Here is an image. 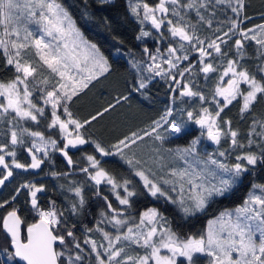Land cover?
<instances>
[{
    "label": "snow or ice",
    "instance_id": "1",
    "mask_svg": "<svg viewBox=\"0 0 264 264\" xmlns=\"http://www.w3.org/2000/svg\"><path fill=\"white\" fill-rule=\"evenodd\" d=\"M128 7L141 25L150 22L151 28L158 33V43L167 41L163 50L160 47L154 52L147 47L144 49L151 61L146 68H141L140 62L135 61L132 67L137 72H150L172 81L176 87L171 91L178 93L179 97H198L202 102L206 100L204 94L194 90L192 84L184 79L186 74L191 76L196 67L191 55L198 54L199 72L205 74V78L222 69L213 94L216 110L201 107L199 112L187 111L186 115L188 120H194L206 129L207 138L213 143L219 145L222 137H228L233 148L245 147L238 141V132L231 128V121L220 120L221 113L233 101L242 100L240 113L243 115L251 112L259 99H264V24L247 29L241 27L243 20L248 19L243 15L245 0H155L152 3L149 0H128ZM228 10L235 18L226 15ZM218 13H224L225 18L220 19ZM151 35L142 27L137 39ZM234 36L239 37L233 45L235 58H229L222 46ZM245 42L255 45V59L260 61L256 65L257 72L261 74L259 78L241 63L248 56ZM0 57L4 66L13 71L10 79L0 80V121L6 120L9 126L4 133L8 137L7 142L0 143V169H3L0 185L13 175V168H40L44 159L37 153L48 157L49 145L60 151L69 165L73 164L69 150L89 143L81 130L103 113L98 112L81 122L73 117L68 105L94 80L109 72L108 60L95 44L83 37L58 0H0ZM216 60L219 63H214ZM225 77H228L226 81ZM146 87V78L140 76L135 90ZM216 97H221L223 102ZM119 102L117 99L116 103ZM113 107L115 105L110 104L103 111ZM49 108L47 127L58 129L62 147L58 146L56 139H45L40 131H30L24 126L27 122L38 124L40 118L47 119L46 109ZM172 116L173 108L169 107L149 129L143 130L142 135L132 132L113 144L111 148L115 153L93 142L95 151L101 156L119 154L123 157L124 149L145 137L163 142L166 137L160 134L159 129L164 128L170 135L183 130V122L169 119ZM26 136L36 138L26 148L31 156V163L27 165L16 159L15 147L24 145ZM254 137H259V140ZM198 142L193 140L189 147L177 149L175 153L168 150L171 162L176 166L168 168L167 178L161 176L159 183L150 179L143 167L136 171L153 197H167L186 216L204 210L212 197L226 195L249 171L247 166L264 163V120H253L247 141L249 147L256 145L259 151L237 155L236 163H225L212 155L201 158L195 147ZM154 151L158 154L160 150L156 148ZM218 155L224 157L226 152L219 151ZM6 157L12 158L11 164ZM165 159L157 155L152 162L163 171L168 167ZM87 161L89 167L81 171L97 186L102 183L110 185L119 204L129 205L128 198L135 194L128 189L130 182L118 183L94 155H88ZM179 161H183L184 166H179ZM126 162L134 168L148 163L147 160L136 159L135 153L126 158ZM147 172L156 176L152 168ZM52 175L57 176L58 173L53 172ZM161 184L172 185V191H177L178 186L179 198L169 196ZM120 187H123L125 196L116 192ZM21 189L28 191L31 209L38 219L27 225L25 235L20 210L12 206L16 196L11 201L0 202V208L10 207L0 217V226L7 238V246L0 249V264H178V258H184L187 264H195L197 255L209 257L208 264H264V183H253V190L234 212L226 211L219 218L210 220L206 236L186 239H181L161 223L164 218L154 208L143 212L139 222L129 226L128 219L122 218L123 212L104 197L108 212H102L101 219L93 227L83 229L81 241L74 231L75 224L61 229L66 224L64 212L56 208L55 201L47 209L40 207L37 194L44 191L43 185L26 183L17 189V193ZM68 191L78 198L70 203L69 208L76 215L85 203L83 190L70 182ZM105 223L116 229L115 234L102 227ZM93 232L100 233L102 241L92 238L90 234ZM133 245L144 249V253H130ZM162 250L167 254H162Z\"/></svg>",
    "mask_w": 264,
    "mask_h": 264
},
{
    "label": "trees",
    "instance_id": "2",
    "mask_svg": "<svg viewBox=\"0 0 264 264\" xmlns=\"http://www.w3.org/2000/svg\"><path fill=\"white\" fill-rule=\"evenodd\" d=\"M58 2L69 12L83 37L97 46L110 66L108 73L94 80L88 88L73 98L68 105L69 109L73 117L81 122L90 119L98 112L103 114L97 116L96 120L91 121L81 130L89 143L79 147L74 152H70L73 160L71 168L66 165L57 149H55L44 159V163L37 172L28 168L20 171L16 170L12 181L7 183L0 191V202L11 201V198L16 196L15 201H12V206L20 210L19 214L24 221L22 228L25 230V234L27 225L35 222L38 217L35 211L31 209L28 191L21 189L17 193V189L28 183L30 179H36L37 176V182L35 180L33 184L43 185L44 187V194L41 195L39 200L40 207L47 209L51 206V202L55 201L56 208L64 212L63 220L66 224L62 225L61 229L75 224L74 231L81 241L83 240V229L93 227L101 219V213L108 212L107 202H110L114 208L121 210L123 216L134 219H139L143 212L154 208L164 217L165 225L170 227L181 239L206 236L210 220L217 218L223 212L232 211L241 206L244 200L247 199L249 192L253 190V183H264V163L258 162L255 166H247L249 171L243 174L241 180L226 195L212 198L204 210L187 216L180 211L176 203H173L167 197L159 195L153 197L142 184L140 177L136 176V171L143 167L149 178L159 183V178L161 176L167 178L168 168L173 167L168 150L170 149L174 153L177 149L189 147L192 141L198 138L201 139L199 151L202 156H217L216 147L207 142L205 131L198 127L194 120H188L186 113L187 111L199 112L201 107H207L210 111L216 110L213 94L222 69L208 74L205 78V74L199 72L198 54H192L190 59L196 64V67L192 75L186 74L184 79L192 84L194 90L202 92L206 100L202 102L198 97H179L178 93L171 91V88L176 87L172 81L155 76L150 72H137L132 67V62L135 61L140 62L141 68H146L151 61L145 54L144 49L147 47L154 52L159 47V43L155 41L153 35L137 39L142 27L146 31H149V28L147 22L141 25L131 14L128 0H58ZM149 2L152 3L155 0H149ZM226 15L235 18L230 10L226 12ZM243 15L247 16L248 19L243 20L242 28L247 29L257 24H264V0H245ZM218 16L220 19L225 18L224 13H218ZM224 30H227V25L224 26ZM236 38L239 37L234 36L227 45L222 46L223 50L228 52L229 58H235L236 50L233 45ZM245 47L248 56L241 63L259 78L261 74L257 72L256 65L260 61L255 59V45L252 42H245ZM160 48L163 50L165 47ZM27 58L31 59L33 57L28 56ZM214 63H219V61L216 60ZM12 76L13 71L4 66V60L0 57V80H7ZM140 76L146 78L147 87L136 91ZM148 77H151V79H147ZM123 97H127V99L125 100ZM117 99L120 100L119 103H116ZM216 100L219 99L216 97ZM220 101L222 103V98ZM110 104L115 105V107L104 112V108H107ZM241 104L242 100L240 99L233 101L221 113L220 120L221 122L223 120L231 121V128L238 132V141L246 147L253 120H264V99H259L251 112L243 115L240 113ZM169 107L173 108V116L169 119L183 122V130L179 135H170L164 128H161L158 131L166 137L163 142L155 141L153 137H145L144 140L138 141L136 145L124 149L123 157L119 154L101 156L95 151V143L93 142L100 143L106 150L115 153V150L111 148L113 144L132 132L142 135L143 130L149 129L152 122L158 120ZM46 116L47 119L40 118L38 124L27 122L24 126L28 127L30 131H40L45 136L56 139L58 146L62 147L63 141L58 129L47 127L50 122V108L46 109ZM8 127L6 120L0 121V143L7 142L8 137L4 133ZM257 130H260L258 126ZM254 138L259 140V137ZM30 145L31 139L26 136L25 144L16 147V159L20 163L26 165L31 163L30 156L26 151V148ZM228 145H231L230 139L225 137L217 148H225ZM141 147L144 150L138 151L137 149ZM156 148L160 150L158 154L154 151ZM249 151L258 152L259 150L256 145H252L249 147ZM133 153H135L136 159L142 161L150 155L154 157L162 155L166 158L165 163L168 164V167L161 171L151 161L150 166L137 165L134 168L126 162V158H131ZM88 155H94L100 160L101 166L117 182L123 183L125 180L130 182L128 186L135 194L130 199L129 205L119 204L110 185L102 183L97 186L94 181L88 178L86 173L81 171L82 168L89 167ZM232 163H234V159L230 160V164ZM148 168H152L156 172V176L148 173ZM89 170L94 171L91 168ZM53 172L58 173V175L53 176ZM70 182H74L75 186L82 187L85 200L83 207L76 215L69 211L70 203L78 199L74 196V193L68 191ZM161 187L173 199L179 198V191H172V185L161 184ZM97 191H99V195H97ZM119 193L121 196L124 195L123 191ZM187 193L188 190L185 189V194ZM104 197H107V202ZM8 210H10V207L7 205L5 208H0V217L5 215ZM102 227L109 230L107 223L103 224ZM90 235L92 238L102 241L100 233L93 232ZM6 246L7 238L2 226H0V249ZM129 251L132 254L136 252L144 253V249L135 245ZM205 262V258H195L196 264H204ZM179 264L186 263L184 260H180Z\"/></svg>",
    "mask_w": 264,
    "mask_h": 264
},
{
    "label": "rangeland",
    "instance_id": "3",
    "mask_svg": "<svg viewBox=\"0 0 264 264\" xmlns=\"http://www.w3.org/2000/svg\"><path fill=\"white\" fill-rule=\"evenodd\" d=\"M34 27V26H33ZM101 53V52H100ZM242 87H246V86H244V85H242ZM217 99H219V100H221V98H219V97H217ZM197 125V124H196ZM198 127H200L199 125H197ZM201 128V127H200ZM202 130H204L205 131V135H206V140H207V142L209 143V144H211L210 142H209V139L207 138V132H206V129H202ZM256 130H257V128H256ZM258 131V130H257ZM180 133H178V134H175L174 136H176V135H179ZM44 135V134H43ZM44 137H45V139H48L49 137H47V136H45L44 135ZM223 138H225V137H222V139H221V142H223ZM25 139V138H24ZM31 139V143H32V140L33 139H36V138H30ZM53 139V138H52ZM196 140H198L199 142L196 144V151H197V153H199V155H200V157L201 158H207V156L206 157H204V156H202L201 155V153H200V151H199V145H200V141H201V139L200 138H198V139H196ZM38 142V141H37ZM221 142H220V144H221ZM219 144V145H220ZM212 145V144H211ZM219 145H215L214 147H216V149L215 150H217V156H213L214 158H216V159H218V160H221V161H223V162H225V163H229L230 164V160L231 159H234V163H236L237 161H236V156L237 155H242V154H244V153H246V152H248L249 151V146L247 145L246 147H243V148H240V147H235V148H233L231 145H228V147H225V148H217V147H219ZM31 146V145H30ZM213 146V145H212ZM143 147H141V148H138L137 150L139 151V150H141V151H143L144 149H142ZM180 149H183V148H180ZM53 150H55V149H53L50 145H49V147H48V153H51ZM58 151V150H57ZM219 151H225L226 152V155L224 156V157H220L219 155H218V153H219ZM176 152V151H175ZM174 152V153H175ZM37 155L39 156V157H41V158H43V159H45V158H47V157H44L43 156V153H37ZM144 155H146V153H144ZM8 158H11V157H6V160H8L9 162H11V160H12V158L11 159H8ZM155 157L154 156H152V155H150V156H148V157H145V159L143 160V161H145V160H147L148 161V163L147 164H144V165H147V166H150L151 164H152V162L151 161H153V159H154ZM170 159H171V157H170ZM31 160V159H30ZM172 163V162H171ZM246 163V162H245ZM173 164V163H172ZM178 164H179V166H184L183 165V161H179L178 162ZM173 166H176L175 164H173ZM137 176V175H136ZM141 179V178H140ZM141 182H142V184H143V181L141 180ZM118 183H120L121 185H123V183H121V182H118ZM144 185V184H143ZM128 189H129V191H132V192H134L133 190H131L130 188H129V186H128ZM185 189H187V186H186V188ZM177 190L179 191V188H178V186H177ZM120 191H123V187H120V188H117L116 189V192H120ZM124 192V191H123ZM188 194V193H187ZM187 194H185V195H187ZM126 195V193H124V195L123 196H125ZM134 196V195H133ZM133 196H131V197H129L128 199H129V203H130V199L131 198H133ZM214 197H216V196H214ZM214 197H212V198H214ZM211 198V199H212ZM210 199V200H211ZM209 200V201H210ZM235 210V209H234ZM234 210H232L233 212H234ZM163 217V216H162ZM220 216H218L217 218H219ZM122 218H126V219H128V221H129V226H131L132 224H135V223H138L139 222V219H134V218H127V217H125V216H123ZM164 218V217H163ZM217 218H215V219H217ZM215 219H213V220H215ZM165 219L163 220V221H161V223H163V224H165ZM108 225V227H109V230H107V231H109V232H111V233H113V234H115V232H116V229L115 228H113L111 225H109V224H107ZM166 226V225H165ZM208 226H209V224H208ZM123 230H126V229H123ZM207 230H208V227H207ZM106 243V242H105ZM162 254H167V252H166V250H162ZM198 257H202V258H205V263L204 264H208V261H209V257H207V256H204V255H197L195 258H198ZM194 258V259H195ZM180 260H184V258H178V264H179V262H180ZM185 261V263L187 264V261L186 260H184ZM196 264V263H195Z\"/></svg>",
    "mask_w": 264,
    "mask_h": 264
},
{
    "label": "flooded vegetation",
    "instance_id": "4",
    "mask_svg": "<svg viewBox=\"0 0 264 264\" xmlns=\"http://www.w3.org/2000/svg\"><path fill=\"white\" fill-rule=\"evenodd\" d=\"M147 25H148V28H149V31L152 33V35H153V37H154V39H155V41L157 42V40H158V33L154 30V29H152L151 28V24H150V22H147ZM165 35H167V32H166V30H165ZM158 43V42H157ZM166 45H167V41H163V42H160L159 43V47H166ZM228 79V77H225V81ZM223 102V101H222ZM8 159H11V158H8ZM31 159V158H30ZM8 161V160H7ZM9 162V161H8ZM9 164H11V162H9ZM29 170H31V171H38L39 170V168L38 169H31V168H28ZM20 171V170H22V169H16V168H13V176L15 175V171ZM0 172H2V171H0ZM37 176H36V179L35 178H33V179H30L29 181H28V183H34L35 182V180H36V182H37ZM149 192V191H148ZM44 194V191L43 192H41V193H38L37 194V198H38V201L40 200V198H41V195H43Z\"/></svg>",
    "mask_w": 264,
    "mask_h": 264
},
{
    "label": "water",
    "instance_id": "5",
    "mask_svg": "<svg viewBox=\"0 0 264 264\" xmlns=\"http://www.w3.org/2000/svg\"><path fill=\"white\" fill-rule=\"evenodd\" d=\"M210 142H211L212 144L216 145V144L213 143L211 140H210ZM84 145H85V144H84ZM84 145H79V146H77L76 148H72V149H70V150H69V155H70V152H74V151H76L79 147H82V146H84ZM15 147H17V146H15ZM58 154H59L60 157L64 160V162L66 163V165H67L69 168H71L72 164H71V165L68 164L67 159L62 155V153H61L60 151H58ZM1 170H3V169H0V171H1ZM11 180H12V176L9 177V179H8L7 181H5V183H4L3 185H0V191H1V190L4 188V186H5L7 183H9ZM22 227H23V225H22ZM25 235H26V232H25Z\"/></svg>",
    "mask_w": 264,
    "mask_h": 264
}]
</instances>
